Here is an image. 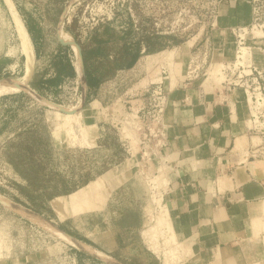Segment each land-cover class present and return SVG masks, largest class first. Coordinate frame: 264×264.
I'll return each mask as SVG.
<instances>
[{
    "label": "crops",
    "instance_id": "1",
    "mask_svg": "<svg viewBox=\"0 0 264 264\" xmlns=\"http://www.w3.org/2000/svg\"><path fill=\"white\" fill-rule=\"evenodd\" d=\"M249 1H222L217 24L211 28L205 43L208 62L224 64L234 60L235 40L231 30L250 24ZM22 3L24 0H18L15 7L31 41L36 65L28 82L31 93L23 90L0 96V143L7 135L29 126L24 122L22 110L29 105L40 110L34 106V94L56 104L65 93L62 87L71 82L66 77H78L72 45L54 35L60 32L72 35L79 50L86 87L85 90L82 87L78 102L83 99L79 109L82 112L104 109L110 99L107 90L118 84L121 77L130 75L149 48L145 43H136L135 33L126 28L111 33L98 29L94 40L92 35L85 37L86 33L80 36L70 27L72 19L63 21L66 14L61 0H46L44 5L32 0L21 10ZM61 27L64 32L59 31ZM61 54L73 71L59 77L53 62ZM188 56L182 52L173 63V76L168 71L164 78L167 104L163 124L167 145L147 168V172H156L163 178V207L175 241L180 245L179 264H264V159L257 155L261 151L260 138L250 129L245 93L239 87L225 91L221 84L204 80L198 69L199 60L194 56L192 66L197 67L188 75ZM24 61L21 52L16 58H1L0 81L10 75L24 74ZM259 66L263 67V63ZM86 102L89 109L83 108ZM81 128L86 136L84 146L77 147L69 137L53 138V159L57 151L68 162L73 154L108 149L109 136L116 135L106 122L84 123ZM123 145L116 138L112 145L115 150L100 159L111 164L80 184L86 186L96 181L101 191L111 193L112 203L119 200L120 194H132L131 184L136 178L128 166L131 156ZM132 200L135 202L136 197ZM128 231L135 236V226L128 227ZM119 234L109 235L102 230L96 237L103 242L110 237L112 244L116 241L128 260L155 264V258L140 248L138 239Z\"/></svg>",
    "mask_w": 264,
    "mask_h": 264
},
{
    "label": "rangeland",
    "instance_id": "2",
    "mask_svg": "<svg viewBox=\"0 0 264 264\" xmlns=\"http://www.w3.org/2000/svg\"><path fill=\"white\" fill-rule=\"evenodd\" d=\"M11 1L16 6L18 0ZM30 1L32 0H24L19 9H24ZM35 1L44 5L46 0ZM222 1L61 0L64 2L66 14L63 21L72 19L70 27L80 36L83 33H86L85 37L95 36L93 34L98 29L111 33L126 28L135 33L136 43H145L149 48L141 55L142 58L133 72L121 77V81L112 86L114 91L107 90L110 99L104 109L100 108L94 113L89 110L82 112L79 109L83 99L80 104L78 102L82 87L84 90L86 87L83 67L82 71L78 67L79 64L82 66L79 50L72 35L70 37L62 32L54 35L55 38L59 35L64 43L75 46L72 47L78 55L74 64L79 75L70 80V83H65L69 86H65V93L56 104L32 94L36 98L34 106L40 107V110H34L31 105L22 110L24 122L29 126L12 136L7 135L0 143V196L39 214L66 234L102 251L121 264L145 263L141 259L128 260L127 256H123L120 247L117 248V242L112 244L110 237L104 242L99 241L96 235L101 234L102 230L109 235L113 232L120 233L119 235L125 238L138 239L140 248L155 258V264H179L182 259L179 255L180 245L168 242L169 234L158 221L162 216L168 220L163 209L164 181L158 173L147 172L153 160L145 164L147 156L143 155V147L150 139L148 136L143 139L144 134L149 133L148 123L142 118H137L136 113L148 105L150 94L157 86L163 91L164 78L167 77L168 71L173 76V63L182 52L189 55L188 75L197 67L192 66L195 59L191 58L194 56L199 60L198 69L201 70L200 74L202 73L204 80L220 84L225 79L221 68L214 66L213 62H208L209 55L205 46L211 28L217 24ZM5 4L0 0V59L5 56L16 58L20 54L15 24ZM60 30L65 31L62 27ZM35 65L36 62L34 67ZM24 76L25 61L24 74L10 75L0 82L8 79L22 81ZM31 76L23 80L27 86ZM23 90L27 91L19 89L12 92L19 93L18 91ZM45 103L50 107H44L43 104L47 105ZM83 108L89 109L87 102ZM94 122H106L115 130L116 135H110L108 138L110 148L85 155L73 154L68 162L57 151L55 160L53 159V138L69 137L78 147L86 142L81 126ZM116 138L121 139L123 147L131 156L128 166L136 173V178L132 180V194H120L119 200L112 203L111 193L101 191L96 181L84 185L85 187L80 184L111 164L105 161L102 163L100 159L111 153L112 149L115 150L112 145L114 146ZM152 144L153 141L150 140V146ZM85 173L89 176L83 177ZM147 179L156 182L157 189L153 192ZM64 190L71 193H63ZM65 195L67 197H64ZM135 197L134 202L132 199L135 200ZM131 207L135 209L132 210ZM130 226H135V236L129 233ZM144 231L149 233L144 235ZM0 264L109 263L60 240L0 201Z\"/></svg>",
    "mask_w": 264,
    "mask_h": 264
},
{
    "label": "built area",
    "instance_id": "3",
    "mask_svg": "<svg viewBox=\"0 0 264 264\" xmlns=\"http://www.w3.org/2000/svg\"><path fill=\"white\" fill-rule=\"evenodd\" d=\"M252 19L248 26L232 28L235 38V57L230 63L215 64L221 68L224 80L220 83L224 90L230 91L239 87L245 93L250 113L249 125L254 135L260 138L258 145L261 151L257 154L264 159V0H250ZM215 17V16H214ZM243 50L249 55L243 57ZM256 56L260 58L257 59ZM263 63V67L259 66ZM69 85L62 87L63 91ZM150 101L137 111V118L147 121L150 138L144 145V154L147 156L145 164L154 160L161 149L166 147L165 126L163 115L167 104L164 92L157 86L150 94ZM77 106V105H76ZM150 140L153 141L150 146ZM145 143V142H143ZM151 191L156 190V182L147 179ZM162 193V189H161Z\"/></svg>",
    "mask_w": 264,
    "mask_h": 264
},
{
    "label": "bare ground",
    "instance_id": "4",
    "mask_svg": "<svg viewBox=\"0 0 264 264\" xmlns=\"http://www.w3.org/2000/svg\"><path fill=\"white\" fill-rule=\"evenodd\" d=\"M4 2L6 3L7 8L10 10V14L12 16L13 23L15 24L16 32H17L18 39H19V49H20V52L25 56V76H24L25 78H23V80H24V79H27L28 77H30L31 74H32V72H33V67H34V63H35V57H34L33 48H32V45H31V41L29 39V36H28V34L26 32V29L24 27V24H23V22H22V20H21V18L19 16V14H18V12H17L14 4L12 3L11 0H4ZM72 46H74V45H72ZM74 51H75V49H74ZM242 54H243V57L244 58H247V56L249 55L244 50H243V53ZM166 64H167V62H166ZM168 66H170V64H168ZM78 67H79L80 71H82L81 64H79ZM166 68H168V67H166ZM23 80L22 81H15V80L8 79V80H5L3 82H0V95H2L4 93H7V92L9 93V92H12V91H17L19 89H25L27 91H30V89L28 88V86L24 82L25 80L24 81ZM145 82H147V81H145ZM0 201L6 207H8L11 210L17 212L18 214L22 215L23 217H25V218L33 221L34 223H36L37 225L41 226L42 228L48 230L51 234H53L54 236H56L60 240L66 242V243H68V244H70V245H72V246H74V247H76V248H78V249L86 252V253H89V254H91V255H93L95 257H98L99 259L103 260L106 263H109V264H121L120 262H118L114 258H112L110 256H107L104 253H102L101 251L96 250L93 247L87 245L86 243H83V242H81V241H79V240L71 237L70 235L66 234L65 232H63L62 230H60L58 227H56L53 223L47 221L45 218H43L39 214H37V213H35L33 211H30V210H28L26 208H23L22 206L17 205V204H15L13 202L7 201L6 199H4L1 196H0ZM163 209H164V207H163ZM165 212H166V210H165ZM165 215H167V214H165ZM158 221L163 224V227L165 229L164 231H166V233L169 234V240H168V242H170L172 245H177L178 243L175 241L174 235L172 233L171 226H170L169 223H167L168 220L166 218L164 219L163 216H162V218L159 219ZM147 233H149V232L148 231H144L143 232L144 235H147Z\"/></svg>",
    "mask_w": 264,
    "mask_h": 264
},
{
    "label": "trees",
    "instance_id": "5",
    "mask_svg": "<svg viewBox=\"0 0 264 264\" xmlns=\"http://www.w3.org/2000/svg\"><path fill=\"white\" fill-rule=\"evenodd\" d=\"M95 33H96V31H95ZM129 35H130V33H129ZM97 36L98 35L95 34V36H93V39L94 38L96 39ZM53 63L57 66V73L56 74L59 77L60 76H67L71 72V69L73 71V67L69 65L68 61H66V62L64 61V57L62 56V54L59 55V57L55 58ZM90 68L93 69L92 67H90ZM107 69H109V68L107 67ZM73 78H74L73 76L72 77H66L67 81H70ZM62 85H64V83Z\"/></svg>",
    "mask_w": 264,
    "mask_h": 264
}]
</instances>
